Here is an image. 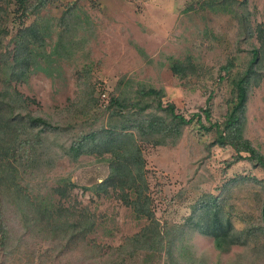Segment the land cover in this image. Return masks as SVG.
I'll return each mask as SVG.
<instances>
[{
	"label": "rangeland",
	"instance_id": "rangeland-1",
	"mask_svg": "<svg viewBox=\"0 0 264 264\" xmlns=\"http://www.w3.org/2000/svg\"><path fill=\"white\" fill-rule=\"evenodd\" d=\"M67 1L48 0L38 17L45 20L59 14ZM78 4L86 14L88 36L83 47L66 57L56 54L50 75L36 70L10 83L28 109L52 120L88 117L89 113L83 112V95L87 85H92L99 105L112 93L134 98L138 88L154 86L163 90V101L174 102L185 116L201 111L208 103L210 119L221 121L231 107L232 92L228 75L219 67L232 59L231 72L243 70L252 45L258 44L255 33L242 32L237 12L243 8L252 28L264 27V0H247L236 13L212 8L216 4L209 0H78ZM46 39L50 50L49 37ZM174 61L184 67L183 75L172 70ZM202 118L207 123L204 114ZM244 118V136L264 152L263 75L248 92ZM214 138L215 131L205 130L194 121L184 126L174 144L143 145L144 175L154 219L163 227L174 228V251L180 264H260L264 260L263 233L219 251L213 237L201 232L196 223L199 218L204 222L200 204L213 197L221 212L230 217L233 228L260 223L263 191L259 186L264 184V169L251 166L245 158L226 166L235 151L229 144L219 143L207 149L206 143ZM58 144L59 137L51 145L52 166L36 169L35 175L24 174L28 183H20L18 194L8 190L10 234L0 245V264L121 262L118 245L148 219L136 218L117 188L98 192L91 188L108 174L105 161L94 153H82L73 160ZM236 177L242 179L232 182ZM67 180L73 186H65ZM56 186L66 187L65 196L53 191ZM36 191L61 197L75 215L87 216L92 223L89 229L71 238L65 231L42 238L49 233L41 231L43 225L27 213L24 199L25 193ZM123 262L168 264L159 247L126 254Z\"/></svg>",
	"mask_w": 264,
	"mask_h": 264
},
{
	"label": "trees",
	"instance_id": "trees-1",
	"mask_svg": "<svg viewBox=\"0 0 264 264\" xmlns=\"http://www.w3.org/2000/svg\"><path fill=\"white\" fill-rule=\"evenodd\" d=\"M47 1L0 0V245L7 241L10 234L8 209L11 200L8 190L18 194L19 189H22L20 183H28L25 182L24 174L35 175L36 169L52 166L51 145L59 137L58 147L71 159H77L82 153H94L106 162L108 174L94 183L92 189L98 192L107 191L109 187L117 188L120 190V199L131 208L134 216L148 219L146 225L127 236L125 243L118 245L117 255L121 262L108 260L93 264H123L126 254L152 247L164 251L168 264H180L174 251V228L163 227L154 219L151 197L147 193L148 182L144 175L143 145L174 144L184 126L196 121L205 130L215 131V138L205 145L207 149L214 143L229 144L234 149L232 161H228L226 166L245 158L251 166L264 169V152L243 133L248 92L252 84L264 76V27L258 26L257 30L252 28L243 8L237 12V7L246 5L247 0H209L210 4H216L212 8L237 12L242 32L255 33L258 40L257 45H252L243 70L231 72L232 59H227L219 67L220 72L225 71L224 74L228 75L232 92L229 99L231 107L221 121L210 119L208 103L201 111L185 116L177 111L174 102L163 101V90L154 86L138 88L134 98L112 93L106 102L99 105L92 85H87L83 95L86 106L83 112L89 113L88 117L80 120H52L46 114L28 109L23 97L10 86L12 79H24L29 72L36 70L50 75L55 55L66 57L79 51L88 36L86 14L78 0H68L59 14L43 20L44 17H38V11L46 6ZM47 37L50 50L46 47ZM171 67L174 72L183 75L184 67L178 61L172 62ZM203 114L207 123L203 121ZM248 178L257 181L255 177ZM240 179L242 177L231 181ZM230 183L225 186L228 187ZM65 186L71 187L73 183L67 180ZM65 186H56L53 191L63 197L66 194ZM259 187L263 191L260 198V223L245 225L242 229L233 228L230 217L221 212L214 197L200 204L204 222L199 218L196 223L201 232L213 237L214 246L219 251H227L235 243H245L251 236L258 238L260 232L264 234V184ZM24 199L27 213H32L43 225L41 231L49 233L42 235V238L55 236L58 231L67 232L66 237L71 238L77 233L84 234L92 224L86 215L79 214V217L72 209L65 207L61 197L55 198L36 191L34 194L25 193ZM19 200H22V196ZM252 232H257V235ZM60 234L61 238L64 237ZM183 264L192 263L185 261ZM260 264H264V260Z\"/></svg>",
	"mask_w": 264,
	"mask_h": 264
}]
</instances>
